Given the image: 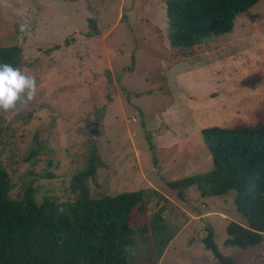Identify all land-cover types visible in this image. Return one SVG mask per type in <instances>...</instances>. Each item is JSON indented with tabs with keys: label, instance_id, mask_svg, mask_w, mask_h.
<instances>
[{
	"label": "rangeland",
	"instance_id": "rangeland-1",
	"mask_svg": "<svg viewBox=\"0 0 264 264\" xmlns=\"http://www.w3.org/2000/svg\"><path fill=\"white\" fill-rule=\"evenodd\" d=\"M167 2L0 0V43L21 47L19 69L37 81L33 102L0 110V163L13 178L10 194L18 198L31 187L38 202L73 199L71 176L95 145L102 166L88 180L91 196L142 188L165 197L152 196L147 215L163 207L170 240L158 250L139 221L127 248L131 264H221L203 246L207 229L236 264H264V234L254 246L225 244L227 223H246L234 190L211 196L190 186L183 201L165 190L167 181L211 169L202 128L264 113V0L186 57L170 47Z\"/></svg>",
	"mask_w": 264,
	"mask_h": 264
},
{
	"label": "trees",
	"instance_id": "trees-1",
	"mask_svg": "<svg viewBox=\"0 0 264 264\" xmlns=\"http://www.w3.org/2000/svg\"><path fill=\"white\" fill-rule=\"evenodd\" d=\"M258 1L168 0L165 32L174 56L202 53L204 39L231 31L235 16ZM4 63L20 68L21 47L0 43V64ZM200 135L212 158L211 169L167 181L166 192L183 201L190 186L211 196L234 190L236 210L246 223L229 221L225 244H259L264 234V113L232 126L202 128ZM99 166L102 161L93 145L85 167L71 176L73 199L38 202L31 187L18 198L11 196L13 178L0 163V264H131L127 248L135 244L134 226L139 221L140 232L153 235L162 251L170 240L169 233H163V207L149 218L147 206L152 196L162 199L163 194L141 188L93 197L88 180ZM202 243L219 263L236 264L219 250L211 229Z\"/></svg>",
	"mask_w": 264,
	"mask_h": 264
},
{
	"label": "clouds",
	"instance_id": "clouds-1",
	"mask_svg": "<svg viewBox=\"0 0 264 264\" xmlns=\"http://www.w3.org/2000/svg\"><path fill=\"white\" fill-rule=\"evenodd\" d=\"M21 33H27L28 24L19 26ZM37 97V81L34 75L28 74L11 64H0V110L15 111L19 104L27 105Z\"/></svg>",
	"mask_w": 264,
	"mask_h": 264
},
{
	"label": "water",
	"instance_id": "water-1",
	"mask_svg": "<svg viewBox=\"0 0 264 264\" xmlns=\"http://www.w3.org/2000/svg\"><path fill=\"white\" fill-rule=\"evenodd\" d=\"M87 128L89 130V132L93 135L98 133V129H97V123L96 122H89L87 124Z\"/></svg>",
	"mask_w": 264,
	"mask_h": 264
}]
</instances>
